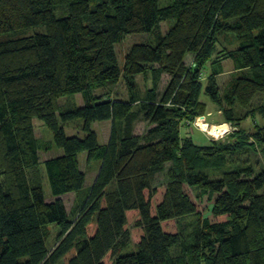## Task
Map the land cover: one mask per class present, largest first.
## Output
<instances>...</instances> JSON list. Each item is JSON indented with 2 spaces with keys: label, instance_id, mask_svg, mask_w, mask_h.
Listing matches in <instances>:
<instances>
[{
  "label": "trees",
  "instance_id": "obj_1",
  "mask_svg": "<svg viewBox=\"0 0 264 264\" xmlns=\"http://www.w3.org/2000/svg\"><path fill=\"white\" fill-rule=\"evenodd\" d=\"M167 18L173 26L131 45L120 70L115 44L153 33ZM29 28L30 36H7ZM220 33L234 35L237 47L225 56L240 71L222 88L214 68L202 80ZM149 72L152 85L142 93L137 77ZM159 73L169 75L162 90ZM120 80L126 96L95 94ZM202 92L223 123L237 128L203 146L182 135L203 112ZM77 93L82 105L60 108L61 98ZM259 93L264 0H169L163 7L158 0H0V264H264V125L253 119L254 131L242 127L249 116L264 118V102L250 109ZM33 118L61 149L42 162L50 200ZM138 118L147 129L134 135ZM78 119L83 134H66L65 124ZM105 120L111 131L100 143L91 126ZM254 144L259 173L251 162L215 178L207 173ZM81 152L100 163L89 188ZM70 192L71 212L61 198ZM194 214L200 229L186 263L170 253L182 241L179 219ZM50 224L58 234L49 247ZM120 238L136 249L116 255Z\"/></svg>",
  "mask_w": 264,
  "mask_h": 264
},
{
  "label": "rangeland",
  "instance_id": "obj_2",
  "mask_svg": "<svg viewBox=\"0 0 264 264\" xmlns=\"http://www.w3.org/2000/svg\"><path fill=\"white\" fill-rule=\"evenodd\" d=\"M158 3H160V6L163 7L164 5L169 4V0H158ZM58 15L65 14V10H57L56 11ZM174 19L167 18L163 19L158 23V27H156V30L153 31V33H130L125 35L123 40L120 43L115 44L114 50L116 55V61L118 62V67L121 70L123 66V59L125 56V53L129 50L131 45L136 43H142V42H153L155 40L156 34H164L170 27L174 24ZM35 30L33 28H29L28 30L20 31L18 33L14 34H8L7 36L10 37H18V36H30ZM6 36V37H7ZM215 50L212 55L214 63L207 64L206 69L204 70L202 74V80L205 81V78L208 74L211 73L212 68H214L217 72V79L219 80V85L222 88L225 84H227L230 80L233 79V76L236 75V73H240L239 70H237L234 67L233 60L229 59L227 56H225L229 51H232V49H235L237 47V42L233 34H226V33H220L216 37L215 42ZM193 61L192 54H187V57L185 59V65L188 66ZM219 61V62H218ZM158 66V65H155ZM160 74V73H159ZM152 73H148L147 78H144V76L139 75L137 77V83L139 84V88L142 93L145 92L148 86L152 85V81H150V76ZM159 79V90H162L166 83L167 79L169 78L168 73H161L160 76L157 74ZM152 80V79H151ZM149 81V82H148ZM125 84L122 82V80L118 81L117 84H113L110 86H106L104 88H98L95 90V94H99L101 92L105 93L106 97H121L126 96L125 94ZM254 98V102L252 107L250 109L252 110L255 108L258 104L264 102V95L257 94ZM200 100L204 102V109L201 115L197 116L193 122L189 126H183L182 127V135H189L192 137L195 143L199 145H205L210 143V139H220L222 137H225L227 131L226 128L224 130H221L222 127H217L216 125L221 122L224 117L222 113H219L217 111L218 105L211 101L209 96L202 92L200 95ZM83 98L80 95V93L77 94H70L66 95L65 97L61 98L59 101L60 108L66 109L68 107L82 105ZM249 109V108H247ZM255 119L256 123L260 125H264V118L259 113L255 115V117L249 116L246 121L242 122V127L245 129L246 132L248 131H254L255 122L253 121ZM33 124L34 129L36 132V136L38 138V141L40 143L41 149V175L43 176V188H44V194L45 199L50 200L53 199L51 197V188L49 187L48 179L45 176L44 171V165L42 164L43 159L49 156L57 155L58 152H61V149H58L54 146L52 142V134L51 132L44 126V124L38 120L37 118H33ZM81 120L78 119L77 121H70L67 124H65L64 131H66V134H77L82 135L81 129ZM221 124V123H220ZM219 124V125H220ZM110 121H97L92 124V129H94L98 135L99 142L106 143L110 134ZM133 133L135 134H143L146 132L147 124L141 120V118L135 119L133 125ZM223 133V134H222ZM250 134V133H248ZM247 134V135H248ZM246 136V134H245ZM249 142H252V138H248ZM48 148V149H47ZM261 147L260 145H253L241 148L239 151H236L235 154L229 155L228 160L226 161V164L222 167H210L206 168L207 173L211 178L219 177L223 174V172H226L228 169H236L237 167H246L250 162L252 163V167H254V173L257 174L260 172L261 169H263V162L262 157L260 154ZM87 154L86 152H81L79 156V163H81V169L83 170L84 174H86L84 186L86 188H89L92 186V182L96 177V173L99 169L100 163L96 160H91V162L86 161ZM237 160V161H236ZM236 161V162H235ZM61 198L64 201L66 209L71 212L73 210L72 208L77 205L76 197L75 195L70 192L69 194H64L61 196ZM205 216V214H203ZM180 228H181V238L182 241L180 245L173 247L171 251V256H178L182 255L186 263L192 262V257L194 255H191L188 250V246L194 243V235L199 231V216L197 214L194 215H188L183 216V218L179 219ZM49 236L47 238L48 246L50 247L57 234L58 229L55 224H50L48 227ZM136 249L135 245L132 243L131 240L128 238H120L118 239L117 245L115 247V254H123V253H129ZM61 264V263H59Z\"/></svg>",
  "mask_w": 264,
  "mask_h": 264
},
{
  "label": "water",
  "instance_id": "obj_3",
  "mask_svg": "<svg viewBox=\"0 0 264 264\" xmlns=\"http://www.w3.org/2000/svg\"><path fill=\"white\" fill-rule=\"evenodd\" d=\"M219 127H225L227 133L230 132V131H235V129H237L236 127L233 128L232 125H231V123H229V122L221 123V124L219 125ZM223 138H224V137H222V139H223Z\"/></svg>",
  "mask_w": 264,
  "mask_h": 264
},
{
  "label": "crops",
  "instance_id": "obj_4",
  "mask_svg": "<svg viewBox=\"0 0 264 264\" xmlns=\"http://www.w3.org/2000/svg\"><path fill=\"white\" fill-rule=\"evenodd\" d=\"M220 123H223V121L219 122L216 126L218 127Z\"/></svg>",
  "mask_w": 264,
  "mask_h": 264
},
{
  "label": "bare ground",
  "instance_id": "obj_5",
  "mask_svg": "<svg viewBox=\"0 0 264 264\" xmlns=\"http://www.w3.org/2000/svg\"><path fill=\"white\" fill-rule=\"evenodd\" d=\"M225 127H222L221 130H224Z\"/></svg>",
  "mask_w": 264,
  "mask_h": 264
},
{
  "label": "built area",
  "instance_id": "obj_6",
  "mask_svg": "<svg viewBox=\"0 0 264 264\" xmlns=\"http://www.w3.org/2000/svg\"><path fill=\"white\" fill-rule=\"evenodd\" d=\"M223 134V133H222Z\"/></svg>",
  "mask_w": 264,
  "mask_h": 264
}]
</instances>
